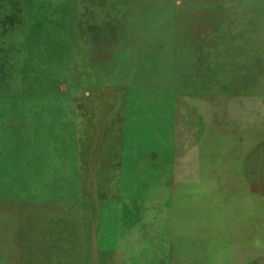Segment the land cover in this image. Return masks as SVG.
Segmentation results:
<instances>
[{"label":"rangeland","instance_id":"obj_1","mask_svg":"<svg viewBox=\"0 0 264 264\" xmlns=\"http://www.w3.org/2000/svg\"><path fill=\"white\" fill-rule=\"evenodd\" d=\"M0 264H264V0H0Z\"/></svg>","mask_w":264,"mask_h":264}]
</instances>
